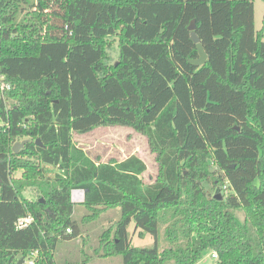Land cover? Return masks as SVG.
Returning a JSON list of instances; mask_svg holds the SVG:
<instances>
[{
    "label": "trees",
    "instance_id": "16d2710c",
    "mask_svg": "<svg viewBox=\"0 0 264 264\" xmlns=\"http://www.w3.org/2000/svg\"><path fill=\"white\" fill-rule=\"evenodd\" d=\"M254 1L0 0V264H58V241L114 208L100 257L197 264L211 250L215 264H264V26L255 28ZM193 20L201 65L190 61ZM108 125L148 137L154 182H143L139 155L97 162L74 141ZM46 165L60 171L48 176ZM74 189L84 191L80 219ZM132 223L154 243L133 245Z\"/></svg>",
    "mask_w": 264,
    "mask_h": 264
},
{
    "label": "rangeland",
    "instance_id": "374dc122",
    "mask_svg": "<svg viewBox=\"0 0 264 264\" xmlns=\"http://www.w3.org/2000/svg\"><path fill=\"white\" fill-rule=\"evenodd\" d=\"M255 28L259 31L264 26V0H255ZM116 45V44H115ZM113 59H117L118 52L116 47L111 51ZM21 141V140H20ZM74 141L81 146L89 154L91 158L97 162H106L109 160L120 161L132 154L139 155L147 164V170L142 174V179L145 184L154 182L159 172V163L156 159V154L151 151L148 137L143 133L135 130L130 126L123 125H108L99 126L87 133H74ZM59 168L53 165L45 166V173L48 176L54 177ZM22 171L18 170L14 176L20 177ZM227 185H224L226 187ZM81 194V199L72 201L77 204L76 218L84 214V208L79 205L84 200V191L77 189ZM74 192V191H72ZM214 196L218 191L212 189ZM29 197L35 198V194L28 190L25 193ZM236 214L241 220L244 219L245 212L242 209L236 210ZM121 210L119 208L109 209L106 214L102 215L97 220L83 226V231L78 237L70 240H59L54 250L55 261L58 264H123L122 256L100 257L98 256V235L103 230L109 227L115 220L119 219ZM80 216V217H79ZM165 224L160 231V245L165 246ZM133 232L132 244L137 246H147L154 243V239L150 234L144 237H139L138 231L134 230V223L129 227ZM213 251L206 250L202 254V258L197 264H215L216 259L212 255ZM24 264H29L27 261Z\"/></svg>",
    "mask_w": 264,
    "mask_h": 264
},
{
    "label": "water",
    "instance_id": "95a60500",
    "mask_svg": "<svg viewBox=\"0 0 264 264\" xmlns=\"http://www.w3.org/2000/svg\"><path fill=\"white\" fill-rule=\"evenodd\" d=\"M189 29L191 31V38L192 40L197 44V49H198V52H199V57L196 58V59H191L190 61L197 64V65H201V64H204L207 60V53L204 49V46L201 42V39L200 37L198 36L197 32H196V22L195 20H193L191 22V24L189 25ZM235 128L238 130L239 127L238 126H235ZM30 139L26 138V139H23L21 141H17L14 143L13 145V151L14 152H18L21 148H23L25 146V144L29 141ZM37 143L38 144H42L41 140L40 139H37ZM2 162V159H0V163ZM234 166V164L232 165ZM1 180V178H0ZM216 198L218 199H221L222 198V195L221 193H217L215 195ZM42 201H44V199H42ZM26 262V259L25 257H22L19 259L18 263L17 264H24Z\"/></svg>",
    "mask_w": 264,
    "mask_h": 264
},
{
    "label": "built area",
    "instance_id": "2783aa9c",
    "mask_svg": "<svg viewBox=\"0 0 264 264\" xmlns=\"http://www.w3.org/2000/svg\"><path fill=\"white\" fill-rule=\"evenodd\" d=\"M1 88L2 89L10 88V86L6 82H3L1 85ZM73 191H74V192H72L73 201H75V200L78 201V199L80 200L82 198L80 192L77 189H74ZM32 221H33L32 216L21 217L17 221V226L19 228H24V227L28 226ZM68 231H71V229H68ZM32 254L35 257L38 255V251H34V252H32ZM212 255H213V257H215V259L218 258V253L216 251H213ZM27 262L29 264H34L35 261H34V258H30L29 260H27Z\"/></svg>",
    "mask_w": 264,
    "mask_h": 264
}]
</instances>
